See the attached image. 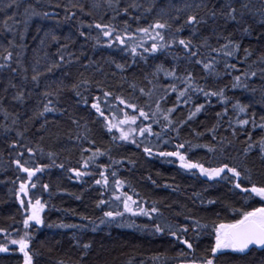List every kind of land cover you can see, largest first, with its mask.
Masks as SVG:
<instances>
[{"label":"trees","instance_id":"1","mask_svg":"<svg viewBox=\"0 0 264 264\" xmlns=\"http://www.w3.org/2000/svg\"><path fill=\"white\" fill-rule=\"evenodd\" d=\"M19 7L6 9L0 12V23L6 18V14L15 13L17 20L26 21V23H18L15 33H5L0 31V44L7 45V41L13 39L15 35L16 43L24 46L23 55L21 57L23 66L28 68L27 75L31 77L32 68L36 67L40 71H44L46 66L50 65L58 55H64L65 61L62 62L61 68L54 69L50 74L41 77V87L35 88L31 82L27 83L26 92H31V96L27 97V103L20 105L11 100V93L14 91L9 89L8 98L3 105H0V125L11 123V118L7 120L4 117L3 109L6 108L9 113H18L20 120L14 126L17 130L24 132L21 139L16 133L10 132L7 139L0 129V228L5 229L8 235L0 232V244H6L10 248V253H0V264H23L22 253L18 251V246L11 245L10 239H19L23 235L22 220L24 215L17 199V191L21 181L26 182V173L17 170L13 162L18 157V152H25L22 162L27 161L26 166L35 167L39 165H51L52 159L48 153L55 152L58 155L54 158L56 164H64V168L46 167L43 172L37 173L32 180L36 183V188L29 186V196L33 201L40 198L41 202L47 206L44 209L45 226H36L28 229L31 237V248L37 255L34 256V264H58L64 261L65 264H76L81 255L78 248L73 247L74 237H81L84 242L91 241L93 249L88 258L82 264H180L182 260L197 259L208 255V249L214 244V236L211 232V222H232L238 217L239 211L251 210L252 207H260L262 203L259 198L254 200H245L242 194H238L239 190L235 189L231 183L225 180L211 181L199 174L198 170L191 172L180 168L179 161L175 157H160L156 153L160 151H176V145L183 143L181 152L186 153L188 159L201 162L205 167H216L222 163L230 165L237 164L240 160L245 159L243 156L244 140L246 139L243 129H240L235 123V114L232 110V102L240 100L242 103L251 104L250 112H254L257 119L264 115V103H260V94L255 95L244 89H232L227 87L225 95L229 98L227 107L228 115L218 121L217 113H222L225 105L216 97H212L210 102L203 95H193L192 103L187 106L176 100V94L170 93L166 101L161 103V109L171 108L179 103L176 111L172 113V119L181 121L186 119L188 111L193 104H204L205 108L191 121L180 128L179 135L170 129L166 133H162L161 138L155 136H140L135 133L136 144L129 141L119 139L113 140V136L119 137V131L113 129L111 132L104 126V120L91 109L90 104L94 97L99 96L101 107L105 111V115L112 119L113 122L124 119V114L129 116L136 115V124L130 125L132 128L137 126L152 125L153 132H161L162 126L166 123L163 115L157 113L149 120L139 117L138 112L127 108L120 104L119 98H123L127 102H133L138 107H143L146 112H155V105L149 109L146 103H152L140 91L152 89L153 84L167 85L170 78L164 77L162 74L159 80H154L148 73L154 70L155 65L164 63L169 66L171 57H165L163 54L157 53L155 56H149L147 62L140 57L136 58V63H132V57L125 46L113 44L107 47L109 38L102 37L100 45H96L91 38L85 40L78 34L81 24L99 22H108L111 16H103L101 21V10H94L93 16L86 15L90 10L94 0H40V6L37 8L39 12H47L48 16L38 15L28 18L24 15L25 7L36 0H16ZM185 0H154L156 7L164 8L165 11H171L173 7H180ZM191 2V0H188ZM218 0H211V3H217ZM7 0H0V9L5 7ZM83 4L85 11L80 12L76 8L72 11L77 15L71 19H65V8H70L72 4ZM61 5V7H56ZM137 15V13H131ZM158 17L155 11L151 14L141 16L139 21H134L131 16L121 14L112 21L119 28H123L124 21L127 20L131 25V30L136 27H147ZM11 23V22H10ZM220 21L214 25L209 21L208 25L201 26V33L209 35L212 28L222 35L229 32L234 33V39L241 42V47L249 48L253 52L251 60H255L259 55L264 54V40H257L256 36L264 29H260L258 23L253 24V33L251 35L240 36L234 26H222ZM91 36L97 34L95 29H83ZM55 35L59 38V43L52 40ZM186 35V33L182 34ZM71 36L72 40L66 38ZM43 41V43H41ZM213 44L216 43L213 37ZM151 43V41H147ZM221 43L223 41L221 40ZM68 44L67 48L61 47ZM124 48L122 51L121 48ZM0 51H3L0 48ZM14 53L20 49H13ZM74 54V55H71ZM69 59L72 63H68ZM243 60V52L238 54V58H231L230 63L236 64L238 71H232V74L222 75L218 81L214 82V78L205 79V73L198 66H191V70L201 85H207L213 89L223 88L230 85L232 78L241 75V72L247 70L248 63ZM37 61L39 63H37ZM91 61V63H89ZM115 61V63H113ZM123 64L126 71L123 73L116 68L115 64ZM87 65V67H84ZM181 65V72L183 71ZM102 70V71H101ZM221 71H223L221 69ZM67 74V75H66ZM147 77V78H146ZM63 80L64 84L79 83L81 80L92 81L91 85H82L81 92L88 98L89 104L77 103V98L73 92L65 90L60 97V103L54 106L59 108H67L68 115H62L60 112L47 113L46 117L49 121L48 132L44 135V139L40 140V128L44 117H41L35 123L29 121L25 126L24 121L28 120L32 110L38 107V100L41 98L40 93L44 90L45 84L58 83ZM152 80L150 84L148 81ZM16 83H21L19 74L16 76ZM135 84L136 87H130ZM255 87L259 88L260 81L256 79ZM3 85H0L2 89ZM90 89V90H86ZM110 91L112 96L105 98L101 91ZM0 95H3L0 92ZM159 93L153 96V100ZM164 114H167L166 112ZM73 118L80 121L79 125L71 122ZM160 123L157 124L156 121ZM232 121V127L237 128V137L231 134V128L228 121ZM216 126V139L213 140V133L208 129ZM25 127L29 129L25 131ZM125 129L129 125H123ZM250 130V129H249ZM202 133V135H196ZM77 135L81 139H77ZM87 136L85 139L84 136ZM261 133L259 129L252 133L253 140H257ZM71 136V139H69ZM13 140L19 142L17 149L10 147ZM221 140H232L231 145L225 144L223 152L212 153L206 147H197V145H211L219 148ZM92 141H95L93 144ZM167 141V143H165ZM191 142V146L187 143ZM24 145L31 147L35 152L32 155L25 151ZM139 145V147H137ZM151 147L153 155L149 156L143 151L144 147ZM43 149V153H41ZM90 149V151H86ZM99 149L104 155H97L94 160L89 161V167H83V161L88 160L93 152ZM111 158V159H110ZM247 167L252 169L254 181L264 178V164L261 163L260 157L256 152H252L246 160ZM77 168L81 171H88L89 176L77 178L69 169ZM115 171L116 175L111 173ZM101 173L108 178V184H95V180L101 179ZM195 173V175H193ZM122 181L120 187L116 186V181ZM155 181V184L153 183ZM47 184L48 189L45 190L43 185ZM165 185H168L167 187ZM175 189V191L173 190ZM126 194V196L124 195ZM79 196L80 199L76 197ZM120 196L121 200H116ZM127 196H131L137 204L131 205L134 210L139 211L140 208L150 209L157 207L163 217L157 213H152V219L143 215L133 216L131 213L125 212L123 217H118L111 224L99 225V229L95 232L91 231L92 224L95 221L99 224V219L105 211H124L122 200ZM201 199L204 203L201 204ZM214 199L217 201L215 205H209L207 201ZM100 200L107 201L106 204L97 206ZM156 202L153 205V202ZM131 204V202H129ZM225 205H231L237 209L233 212L231 208ZM219 213V215H217ZM180 214V215H178ZM88 217L84 220L82 217ZM185 216H191L199 219L202 224H209V229L202 233L198 239H195V252L186 249L173 237L166 232L154 233L151 228L153 219L156 222L166 220L172 224H188L190 228L189 238L194 237L191 232L192 221L185 220ZM53 225L48 227L47 225ZM88 225V229L66 227L61 228L57 225ZM122 224L123 226H118ZM144 225L149 227L146 229ZM181 252H187V256L181 255ZM214 264H264V250L256 249L248 255L236 254L230 251L223 255L217 254Z\"/></svg>","mask_w":264,"mask_h":264},{"label":"snow or ice","instance_id":"2","mask_svg":"<svg viewBox=\"0 0 264 264\" xmlns=\"http://www.w3.org/2000/svg\"><path fill=\"white\" fill-rule=\"evenodd\" d=\"M40 6V0H36L35 3H29L24 9V15L28 18L33 16L43 15L48 16L47 12H39L37 8ZM19 5L16 0H7L5 7L0 9V12H4L6 9L18 8ZM56 7H61V5H56ZM72 8L78 9L80 12L85 11V6L83 4H72L70 8H65V19H71L77 15V12L72 11ZM94 10H101V21L103 16L109 15L111 13L108 22H99L89 24H81L80 29H78V34L85 40L91 38L95 41L96 45H100L101 38H109L107 41V47H112L113 44H118L120 46H125L127 51L132 57V63H136V58L140 57L145 62H147L149 56H155V54H163L166 58L171 57V63L169 66H165L164 63H159L155 65L154 70L148 73L154 80H159L161 74L170 78L167 85L164 84H153V87L149 91H145L144 88H140L139 91L152 103H146V107L152 108L155 105V112H146L143 107H138L136 103L127 102L123 98H119L120 104L125 105L127 108L133 109L134 112H138L139 117H143L144 120H149L157 113L163 115V119L166 122L161 129V132H153L152 125L147 126H137V128H132L130 125L136 124L137 116H129L127 113L124 114L123 120H118L113 122L105 115V111L101 107L100 97L96 96L91 102V109L95 110V113L99 114L104 120V126L111 132L113 129L119 131V137L113 136V140L119 139L122 141H129L132 144H136L135 133L138 130L140 136H155L157 139L161 138L162 133H166L169 129L179 135L180 128L187 124L189 121L193 120L204 108V104H193V107L189 109L186 119L181 121H175L172 119V113L176 111L179 103L187 106L192 103L193 95H203L208 98L209 102L212 97L218 98L224 105V110L222 113H217L218 121L222 120L228 115L229 98L225 95V89L231 87L232 89H244L249 91L253 95L257 92L260 94V103H264V54L259 55L255 60H251L253 52L249 48L241 47V42L238 39H234V33L229 32L227 35H222L217 32L215 28H212L209 35H203L201 33V26L208 25L209 21L216 25L220 21L223 22L224 27L228 25L234 26L235 30L239 32L240 36L251 35L254 31L253 24L258 23L260 29H264V0H218L217 3H211V0H185V2L180 7H173L171 11H165L164 8H157L154 0H94L93 4L86 15L93 16ZM155 11V15L158 17L152 23L148 24L147 27H136L135 30H131V25L125 20L123 28H119L112 21L116 20L121 14L125 16H131L134 21H139L142 15L151 14ZM137 13V15H131V13ZM11 22V23H10ZM18 23H26V21L17 20L16 14H6V18L0 23V31L5 33H15L17 31L16 25ZM95 29L97 34L91 36L90 33H86L83 29ZM186 33V35H182ZM213 37L216 43L213 44L211 41ZM52 40L59 43V38L53 35ZM71 41L72 37L66 38ZM257 40H264V31H261L257 36ZM221 40L223 43H221ZM151 41V43H147ZM43 43V41H41ZM63 48H67L68 44L61 45ZM0 85H3L0 92V105H3L8 98L9 89L14 90L11 93V100L19 103L20 105H25L27 103V97L31 96V92H26V86L28 82H31L35 88L41 87V77L50 74L54 69L61 68L63 66L62 62L65 61L64 55H58L56 60H53L50 65L46 66L44 71L38 70L36 67L32 68V75L29 77L27 75L28 68L23 66V61L21 59L23 55L24 46L16 43L15 35L13 39L7 41V45L0 44ZM20 49L19 52L13 51V49ZM123 51L124 48L122 47ZM243 52V60L248 63L247 70L241 72V75H236L232 78L231 84L226 85L223 88L213 89L207 85H201L193 71L191 66H198L203 73H205V79L211 77L214 78V82L218 81L222 75H231L232 71H238L236 64L230 63L231 58H238V54ZM74 55L70 53V56ZM37 63H39L37 61ZM68 63H72L69 59ZM91 63V61L89 62ZM115 63V61H113ZM181 65H183V71L181 72ZM116 68L122 73L126 71V66L123 64L116 63ZM84 67H87L85 65ZM221 69L223 71H221ZM102 71V70H101ZM19 74L21 78V83H16V76ZM67 75V74H66ZM147 78V77H146ZM256 79H259V88L253 86ZM150 84L152 80L148 81ZM93 82L88 80H81L79 83H72L70 85L64 84L63 80L58 83L45 84L43 92L40 93L41 98L38 100V107L32 110L28 120L24 121L25 126L29 121L35 123L41 117H44L43 123H41L40 128L37 130L40 133V140L44 139V135L47 134V125L49 121L47 120L46 114L51 112H60L62 115H68L67 108H59L54 106L60 103V97L63 92L67 89L73 92L74 97L77 98V103L88 105V98L81 92L82 85H91ZM130 87L135 88V84H131ZM90 90V89H86ZM103 96L105 98L112 96L113 93L110 91H104L101 89ZM159 93L153 100V96ZM170 93L176 94V100L179 102L177 105L161 109V103L166 101ZM251 104L242 103L240 100H234L232 102V110L235 114L236 125L244 130L246 139L244 140L245 147L243 148V156L245 159L240 160L235 165H230L225 162L216 167H205L203 163L196 162L188 159L186 153L181 152L179 149L184 148V144L176 145V151H160L156 155L160 157H175L179 161V166L182 169L192 171L198 170L199 174L206 177L208 180L217 181L225 180L233 185V187L239 190L238 194H242L245 200H254L259 198L260 202H264V178L254 181L252 176V169L247 167L246 160L247 157L252 153L256 152L260 157L261 163L264 164V135H260L257 140H253L252 133L257 129L261 133H264V115H261L259 119L254 112H250L249 108ZM167 114H164V113ZM4 117L7 120L11 118V123H6L0 125L2 129V134L7 139L10 132H15L16 136L21 139L24 137V132L17 130L14 126L20 120V115L18 113H9L6 108L3 109ZM71 119V122L75 125H79L80 121ZM157 124L160 123L159 120L156 121ZM229 127L231 128V134L233 137H237V128L232 127V121L229 120ZM123 125H129L127 129ZM250 129V130H249ZM25 127V131H28ZM216 126L213 125L212 128L208 129L209 132L213 133V140L216 139ZM196 135H202V133H196ZM86 139L87 136L85 135ZM71 139V136H69ZM77 139H81L80 135H77ZM94 144L95 141H92ZM167 143V141H165ZM191 146V142H187ZM232 140H221L219 148L211 145H197V147H206L209 152H223L225 150V144L231 145ZM20 146L19 142L13 140L10 147L12 149H17ZM139 147V145H137ZM25 151L35 155V152L31 147L24 145ZM43 153V149L40 150ZM90 151V149L86 150ZM143 151L149 156L153 155V150L151 147L145 146ZM104 155L99 149L92 153V156L88 160L83 161V167L87 169L89 167V161L94 160L97 155ZM18 157L23 158L25 152L21 151L17 153ZM58 154L55 152L48 153V156L52 159L51 165H39L35 167L26 166L27 161L22 162L20 158L15 159L17 170L26 173V182L21 181L19 184L18 191L16 193L17 199L19 200V205L22 210L24 218L22 220L23 228L25 231L19 239H10L11 245L18 246V251L22 253L23 264H34V256L37 255L31 248L32 237L28 231L30 228L36 226H45V219L43 216L44 209L47 206L41 202L40 198H36L34 201L31 196H29V186L31 188H36V183L33 182L32 178L37 176V173L44 171L46 167H59L64 168V164H56L54 159ZM111 159V158H110ZM69 171L73 172L77 178L89 176L91 173L88 171H81L77 168H71ZM113 176L116 175L115 171L111 173ZM195 175V173H193ZM108 184V178L104 173H101V179L95 180V184L100 185ZM122 181L117 180L116 186L120 187ZM155 184V181H153ZM166 187L168 185H165ZM43 188L48 189V185L44 184ZM175 191V189H173ZM126 196V194H124ZM80 199L79 196L76 197ZM116 200H121L120 196L116 197ZM131 202V204L129 203ZM201 204L204 200L201 199ZM107 201L100 200L98 207L106 204ZM124 211H105L103 216L99 219V224L95 221H90L93 225L91 231L95 232L99 229V225L111 224L117 220L118 217H123L125 212L131 213L133 216L143 215L152 219V213H157L161 218L163 213L153 206L150 209L140 208L139 211L133 209L131 205L137 204L136 200H133L131 196H127L126 199L122 200ZM155 201L153 205H155ZM209 205H215L217 203L214 199H209L207 201ZM226 208H231L233 212L238 210L232 208L231 205H225ZM180 215V214H178ZM219 215V213H217ZM84 220H89L88 217H82ZM185 220H191V232L194 233L192 239L189 238L190 228L189 225L184 224H172L166 220H161V222H156L153 219L151 228L154 233H167L173 237L181 245L186 246V249L195 252L194 240L198 239L202 233H205L209 229V224H202L199 219H195L191 216H185ZM48 227L53 225L49 224ZM61 228L72 227V228H82L84 230L88 229V225H57ZM118 226H123L118 224ZM147 229L149 226L144 225ZM0 232H4L8 235L5 229L0 228ZM214 236V244L208 249V255L202 257L199 261L197 259L182 260L180 264H214L217 254L223 255L224 253L230 251L236 254L248 255L250 252L256 249L264 250V203L260 207H252L251 210H244L238 212V217L232 222H211V232L208 233ZM74 245L79 249L81 255L76 264H82L90 252L93 249V244L91 241L84 242L81 237H74ZM0 253L8 254L10 253V248L6 244H0ZM181 255L187 256V252H181ZM58 264H65L64 261H59Z\"/></svg>","mask_w":264,"mask_h":264}]
</instances>
